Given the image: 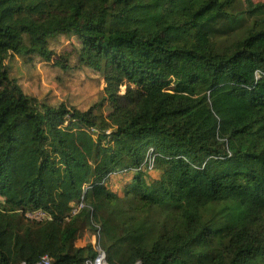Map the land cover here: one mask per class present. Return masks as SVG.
<instances>
[{"label":"trees","instance_id":"1","mask_svg":"<svg viewBox=\"0 0 264 264\" xmlns=\"http://www.w3.org/2000/svg\"><path fill=\"white\" fill-rule=\"evenodd\" d=\"M59 36L106 115L11 78ZM0 83V264H264V2L0 0Z\"/></svg>","mask_w":264,"mask_h":264},{"label":"rangeland","instance_id":"2","mask_svg":"<svg viewBox=\"0 0 264 264\" xmlns=\"http://www.w3.org/2000/svg\"><path fill=\"white\" fill-rule=\"evenodd\" d=\"M240 1L243 8H247L250 2H264V0ZM79 46L76 37L59 36L49 41L48 47L53 53L51 62L39 58L31 60L13 56L7 59L5 66L23 93L42 103L52 107L65 104L80 111H87L96 106L106 115L109 110L106 103L102 106L105 97L103 78L92 70L76 69V52ZM53 60L67 61L70 69L63 71L54 67ZM2 89L4 85L0 83V90ZM124 90L121 89V95ZM93 236L91 231L82 229L77 240L82 242L84 240L85 246L88 244L94 246Z\"/></svg>","mask_w":264,"mask_h":264},{"label":"built area","instance_id":"3","mask_svg":"<svg viewBox=\"0 0 264 264\" xmlns=\"http://www.w3.org/2000/svg\"><path fill=\"white\" fill-rule=\"evenodd\" d=\"M151 154L152 152L149 154L148 156V163H149V170L152 169V160L150 159L151 158ZM82 208V204H79L77 205V207L74 209V212H76L78 209ZM24 218L27 219V220H30V221H34V222H42V221H45L47 219V216L41 212V211H35V212H27L24 214ZM93 241H94V246H96V243H97V236H93ZM98 248V247H97ZM96 248V250H97ZM98 255H97V258L94 262H88L87 264H105V255L103 254L102 251H97ZM37 264H52V262L50 261L49 258L47 257H43L41 259V261ZM136 264H140L139 262L136 263Z\"/></svg>","mask_w":264,"mask_h":264},{"label":"crops","instance_id":"4","mask_svg":"<svg viewBox=\"0 0 264 264\" xmlns=\"http://www.w3.org/2000/svg\"><path fill=\"white\" fill-rule=\"evenodd\" d=\"M85 230L86 228H81L80 230H79V232L81 231V230ZM79 232H78V234H79ZM78 234L75 236V246L77 247V248H83L84 246H85V244H84V240H83V242L82 241H80V240H77V237H78Z\"/></svg>","mask_w":264,"mask_h":264},{"label":"water","instance_id":"5","mask_svg":"<svg viewBox=\"0 0 264 264\" xmlns=\"http://www.w3.org/2000/svg\"><path fill=\"white\" fill-rule=\"evenodd\" d=\"M97 251H101L99 248H97ZM104 254V253H103ZM104 259H105V257H104ZM105 264H107V262L105 261Z\"/></svg>","mask_w":264,"mask_h":264}]
</instances>
